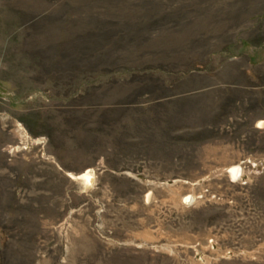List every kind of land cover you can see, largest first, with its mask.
<instances>
[{
    "label": "rangeland",
    "instance_id": "rangeland-1",
    "mask_svg": "<svg viewBox=\"0 0 264 264\" xmlns=\"http://www.w3.org/2000/svg\"><path fill=\"white\" fill-rule=\"evenodd\" d=\"M0 264H264V0H0Z\"/></svg>",
    "mask_w": 264,
    "mask_h": 264
},
{
    "label": "trees",
    "instance_id": "trees-1",
    "mask_svg": "<svg viewBox=\"0 0 264 264\" xmlns=\"http://www.w3.org/2000/svg\"><path fill=\"white\" fill-rule=\"evenodd\" d=\"M86 48H81V50H80V52H79V54H81L82 55V57H81V55L79 56V54L76 56H71V58L74 60V62L72 63V64H70L71 66H73V67H75L73 64H75V65H79V64H82V63H86V61H87V59H88V57L87 56H85V54H86ZM63 55V54H62ZM73 55V54H72ZM69 56V55H68ZM70 58V59H71ZM69 59V60H70Z\"/></svg>",
    "mask_w": 264,
    "mask_h": 264
},
{
    "label": "bare ground",
    "instance_id": "bare-ground-1",
    "mask_svg": "<svg viewBox=\"0 0 264 264\" xmlns=\"http://www.w3.org/2000/svg\"><path fill=\"white\" fill-rule=\"evenodd\" d=\"M259 123H262V122H259ZM258 123V124H259ZM238 172H239V169L238 168H236V172H234V170H233V174H238ZM86 180H88V181H91V179H92V177L88 174V173H84V176H83ZM187 198H189V197H186V198H184V199H187Z\"/></svg>",
    "mask_w": 264,
    "mask_h": 264
}]
</instances>
